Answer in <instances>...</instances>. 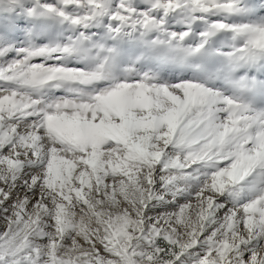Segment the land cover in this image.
I'll return each instance as SVG.
<instances>
[{
  "label": "snow or ice",
  "instance_id": "snow-or-ice-1",
  "mask_svg": "<svg viewBox=\"0 0 264 264\" xmlns=\"http://www.w3.org/2000/svg\"><path fill=\"white\" fill-rule=\"evenodd\" d=\"M0 264H264V0H0Z\"/></svg>",
  "mask_w": 264,
  "mask_h": 264
}]
</instances>
